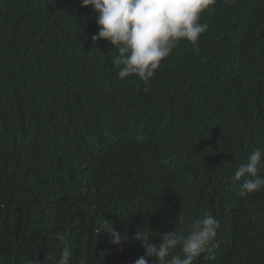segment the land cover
<instances>
[{
  "label": "trees",
  "instance_id": "1",
  "mask_svg": "<svg viewBox=\"0 0 264 264\" xmlns=\"http://www.w3.org/2000/svg\"><path fill=\"white\" fill-rule=\"evenodd\" d=\"M96 15L0 0V264H58L65 247L71 264H134L138 230L158 245L204 214L219 228L194 264H264V190L232 180L264 150V0H216L147 92L93 44Z\"/></svg>",
  "mask_w": 264,
  "mask_h": 264
},
{
  "label": "clouds",
  "instance_id": "2",
  "mask_svg": "<svg viewBox=\"0 0 264 264\" xmlns=\"http://www.w3.org/2000/svg\"><path fill=\"white\" fill-rule=\"evenodd\" d=\"M216 0H81V7H91L96 13L98 33L92 35L93 44L106 41L118 52L113 64L118 68V77L123 80L136 76L149 91V80L181 41L195 43L207 30L201 23V14L211 10ZM264 150L256 149L235 170L232 180L240 183L242 196L264 190ZM244 177L243 183L241 178ZM183 223L182 218L177 220ZM219 221L211 214H204L192 220L187 226V234L175 230L162 234L158 245L150 243L152 238L138 230L135 239L144 249V255L134 264H194L214 240ZM99 233H106L112 244L124 240L114 226L105 220ZM59 240L64 236L57 234ZM127 239V238H126ZM179 248L182 255H173ZM71 249L62 250L58 264H71ZM80 264H84L81 260Z\"/></svg>",
  "mask_w": 264,
  "mask_h": 264
}]
</instances>
